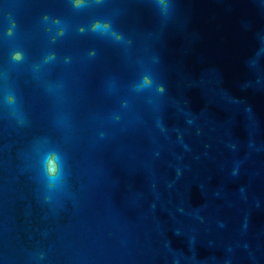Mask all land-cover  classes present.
<instances>
[{"label": "water", "instance_id": "water-1", "mask_svg": "<svg viewBox=\"0 0 264 264\" xmlns=\"http://www.w3.org/2000/svg\"><path fill=\"white\" fill-rule=\"evenodd\" d=\"M174 8L0 0V264H264V0Z\"/></svg>", "mask_w": 264, "mask_h": 264}, {"label": "clouds", "instance_id": "clouds-1", "mask_svg": "<svg viewBox=\"0 0 264 264\" xmlns=\"http://www.w3.org/2000/svg\"><path fill=\"white\" fill-rule=\"evenodd\" d=\"M154 4L157 7V10L162 18L163 21H168L171 19L172 15L174 14L175 8H174V0H153ZM75 7H81L82 3H77L74 5ZM91 30L93 32H99L100 34H105L111 31V25L108 23H101L99 21L93 23L91 26ZM81 31H83L81 29ZM115 39L121 40L122 37L120 35H117L115 32L111 33ZM19 58V57H16ZM255 63V61H253ZM135 90L138 92L151 90L155 88V92L159 95H163L166 91L165 86L162 82H159L154 75L148 74L144 75L141 78V81L136 84ZM116 120H119V117H115ZM103 133H101V138H103ZM49 179L52 181H56L60 179L56 176V164L54 161L49 162Z\"/></svg>", "mask_w": 264, "mask_h": 264}]
</instances>
